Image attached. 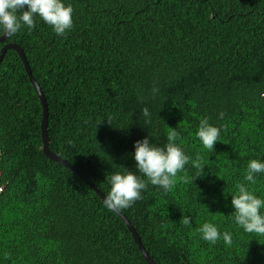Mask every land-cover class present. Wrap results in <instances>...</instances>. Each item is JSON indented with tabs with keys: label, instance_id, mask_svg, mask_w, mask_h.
<instances>
[{
	"label": "trees",
	"instance_id": "1",
	"mask_svg": "<svg viewBox=\"0 0 264 264\" xmlns=\"http://www.w3.org/2000/svg\"><path fill=\"white\" fill-rule=\"evenodd\" d=\"M63 2L74 9L64 36L37 16L31 32L24 27L0 41V48H22L44 92L50 149L106 196L116 172L146 179L134 160L136 141L148 137L163 147L176 128L185 153L203 157V174L167 192L149 182L121 214L156 264H264V235L245 232L231 215L237 183L264 198V174L255 184L244 181L250 160L264 162V0ZM145 107L150 123L141 115ZM41 114L20 56L6 49L0 264H148L95 190L43 154ZM205 117L221 128L212 153L196 136ZM185 171L198 172L191 163ZM205 222L231 233L232 244L203 240L197 229Z\"/></svg>",
	"mask_w": 264,
	"mask_h": 264
},
{
	"label": "clouds",
	"instance_id": "2",
	"mask_svg": "<svg viewBox=\"0 0 264 264\" xmlns=\"http://www.w3.org/2000/svg\"><path fill=\"white\" fill-rule=\"evenodd\" d=\"M25 7L27 10L21 11ZM73 13L74 9L71 4L66 5L63 0H0V29L9 38L15 36L24 27L31 32L35 28L36 17L39 16L53 28L55 34L64 36L73 27ZM156 91L158 89L154 87L153 92ZM141 115L145 118V123H150L151 113L147 107L141 110ZM220 115L222 117L223 113ZM220 133L221 128L210 124L208 118L205 117L200 120L196 136L203 147L212 153L216 142L220 141ZM179 137L180 134L176 131V128H169L166 138L167 143L163 147L151 144L148 137L136 141L134 144V160L136 161L138 172L142 173L146 179H142L131 171L112 174L109 178L110 190L103 198L104 206L110 211H122L132 207L136 201L143 198L141 193L147 188L149 182L167 192L171 191L178 181L193 183L195 178L200 177L206 166L203 157L197 154L193 160L188 156L183 148L176 143ZM189 163L198 170L195 177H189L185 171V166ZM180 173L184 174L179 175ZM260 174H264V162L252 159L248 162L244 181L255 184L257 176ZM235 188V194L231 195V203L234 208V212L231 215L234 222L247 233L264 235V212L261 211L264 209V198L255 195L249 190L247 184L243 182L237 183ZM180 222L185 226H190L191 218L190 216H183ZM129 223L131 224V222ZM197 231L201 233L202 239L211 245H215L221 238L226 246L232 244L231 233L227 231L221 233L218 227L211 222L203 223Z\"/></svg>",
	"mask_w": 264,
	"mask_h": 264
},
{
	"label": "water",
	"instance_id": "3",
	"mask_svg": "<svg viewBox=\"0 0 264 264\" xmlns=\"http://www.w3.org/2000/svg\"><path fill=\"white\" fill-rule=\"evenodd\" d=\"M7 36L4 34V32H2V34H0V41H3ZM8 48H12L14 50H16V52L18 53V55L20 56L25 71L28 73L30 81L34 87V90L39 98V101L41 103L42 106V118H41V124H40V128H41V141H42V151L43 153L50 159L57 161L59 163H61L62 165L68 167L71 171H73L76 175H78L82 180H84L92 189L95 190V192L97 193V195L104 201V193L99 190L97 188V186L86 176L83 175L82 173H80V171L72 164H70L68 161H66L65 159L60 158L57 154L53 153L49 147H48V143H49V139L47 136V130H46V126H47V118H48V105H47V101L44 95L43 90L41 89L39 83L35 80L32 71H30V67L27 64V60L25 58V55L22 51V48L17 45L14 42H6L4 43L1 48H0V60L4 54V52L6 51V49ZM115 214H117V216L123 220L126 224V226L129 228L131 235L134 239V242L137 244L138 249L140 251V253L142 254L143 258L145 259V261L148 264H156V262L153 260V258L146 252V249L143 247V245L141 244V240L140 237L138 235V233L135 231V229L132 227V225L129 223L128 219L121 214L120 211H113Z\"/></svg>",
	"mask_w": 264,
	"mask_h": 264
}]
</instances>
